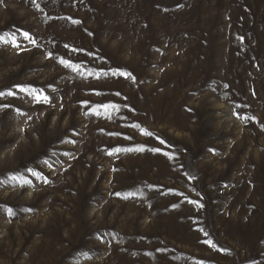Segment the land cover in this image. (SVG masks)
Returning <instances> with one entry per match:
<instances>
[{
    "label": "rangeland",
    "instance_id": "374dc122",
    "mask_svg": "<svg viewBox=\"0 0 264 264\" xmlns=\"http://www.w3.org/2000/svg\"><path fill=\"white\" fill-rule=\"evenodd\" d=\"M0 38V264H264V0H0Z\"/></svg>",
    "mask_w": 264,
    "mask_h": 264
},
{
    "label": "snow or ice",
    "instance_id": "6c2138e0",
    "mask_svg": "<svg viewBox=\"0 0 264 264\" xmlns=\"http://www.w3.org/2000/svg\"><path fill=\"white\" fill-rule=\"evenodd\" d=\"M23 35H24L26 38L28 37V33H23ZM0 39H2V38H0ZM32 42L35 43V41H32ZM61 63L65 64L66 66L73 67L74 69H78V68L80 67L79 65H75V66H73V65H71L69 62H67V61H63V60L61 61ZM92 74H93V73H91V72L88 73V75H92ZM101 74H102V73H96L97 76H99V75H101ZM103 74H104V75H107V73H103ZM111 74H112L113 76H115V75H120V76H125V77H127V78H133V77L131 76L130 73L122 72V71H113ZM81 75H84V73H81ZM22 91H29V90H28V89H22ZM2 94H3V93H0V95H2ZM8 94H9V95H13L14 93L9 92ZM31 94H33V95L35 96V99H36L37 101H45V102H46L47 99H48L46 96H43L42 94H41V95H36L35 90H32ZM102 107L104 108V112H105V113H108L109 110H111V109H116L117 106L109 104V105H103ZM93 111L96 112L97 115H100V114H101V113L98 112L96 109H93ZM133 126L136 127V125H133ZM142 131H143V130H142ZM144 134H146V135H151V133H148V132H145ZM138 150H143V149H138ZM115 151H120V149H116ZM12 179H13V180H16L17 177H12ZM20 182H21V183H30V181L23 180L22 178L20 179ZM116 195H120V194L117 193ZM129 195H132V194L130 193ZM8 212H9V215L12 214V212H11L10 209L8 210ZM209 243H210V242H209Z\"/></svg>",
    "mask_w": 264,
    "mask_h": 264
}]
</instances>
